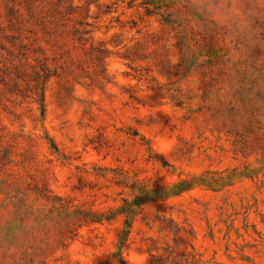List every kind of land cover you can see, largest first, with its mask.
Here are the masks:
<instances>
[{
    "label": "rangeland",
    "instance_id": "1",
    "mask_svg": "<svg viewBox=\"0 0 264 264\" xmlns=\"http://www.w3.org/2000/svg\"><path fill=\"white\" fill-rule=\"evenodd\" d=\"M9 19L51 76L42 106L0 90V264H264V0H0Z\"/></svg>",
    "mask_w": 264,
    "mask_h": 264
},
{
    "label": "trees",
    "instance_id": "2",
    "mask_svg": "<svg viewBox=\"0 0 264 264\" xmlns=\"http://www.w3.org/2000/svg\"><path fill=\"white\" fill-rule=\"evenodd\" d=\"M170 16V14L163 15L164 21L169 22ZM8 22L9 29L13 32L4 34L6 28L0 20V31L11 45L10 47L0 46V50L6 53L4 58L0 59V84L2 86L0 90L16 96L34 97L42 106L45 84L51 76L46 58L40 46L35 45L37 38L23 36L22 29L18 26V19L13 21L9 19ZM73 31L75 32L76 29L74 28Z\"/></svg>",
    "mask_w": 264,
    "mask_h": 264
}]
</instances>
